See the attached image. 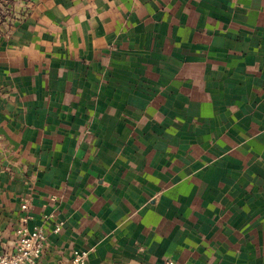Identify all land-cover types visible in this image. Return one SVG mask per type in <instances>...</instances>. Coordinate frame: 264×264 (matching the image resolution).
<instances>
[{
    "label": "crops",
    "instance_id": "crops-1",
    "mask_svg": "<svg viewBox=\"0 0 264 264\" xmlns=\"http://www.w3.org/2000/svg\"><path fill=\"white\" fill-rule=\"evenodd\" d=\"M9 7L0 254L27 215L39 264H264V0Z\"/></svg>",
    "mask_w": 264,
    "mask_h": 264
},
{
    "label": "built area",
    "instance_id": "built-area-1",
    "mask_svg": "<svg viewBox=\"0 0 264 264\" xmlns=\"http://www.w3.org/2000/svg\"><path fill=\"white\" fill-rule=\"evenodd\" d=\"M7 9L10 10V7L8 6ZM21 13L25 14V9H22ZM13 19L14 17H11L10 14L3 22L12 23ZM20 209L23 212H28L30 202L28 200L22 201ZM28 218L29 216L27 215L21 218L20 225L14 231L16 239L13 251L1 253L0 264H39L45 250L47 236L43 227H29L27 225ZM60 230L61 223H57L54 232L57 233ZM87 257V251L74 250L71 252L69 260L64 264H86ZM54 264L63 263L57 261ZM167 264L173 263L172 261H167Z\"/></svg>",
    "mask_w": 264,
    "mask_h": 264
},
{
    "label": "trees",
    "instance_id": "trees-1",
    "mask_svg": "<svg viewBox=\"0 0 264 264\" xmlns=\"http://www.w3.org/2000/svg\"><path fill=\"white\" fill-rule=\"evenodd\" d=\"M13 0H0V22H3L6 17L10 15V11L7 9L9 5H12Z\"/></svg>",
    "mask_w": 264,
    "mask_h": 264
},
{
    "label": "rangeland",
    "instance_id": "rangeland-1",
    "mask_svg": "<svg viewBox=\"0 0 264 264\" xmlns=\"http://www.w3.org/2000/svg\"><path fill=\"white\" fill-rule=\"evenodd\" d=\"M1 23V22H0Z\"/></svg>",
    "mask_w": 264,
    "mask_h": 264
}]
</instances>
